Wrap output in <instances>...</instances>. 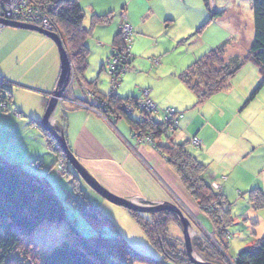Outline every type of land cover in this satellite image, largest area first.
Instances as JSON below:
<instances>
[{"label":"crops","instance_id":"1","mask_svg":"<svg viewBox=\"0 0 264 264\" xmlns=\"http://www.w3.org/2000/svg\"><path fill=\"white\" fill-rule=\"evenodd\" d=\"M223 1L225 4L219 0H212L213 4L217 5L214 13L222 11L221 15L213 21H210L211 5L207 3L208 1L205 3L204 0H79V4L84 11L85 19L86 10H89L92 15L112 16L110 17L111 21H113L112 25H116L112 38L111 30L113 32V28L106 31V27H103L109 21L106 24L97 25L102 28L97 29V26H95L91 30L98 34V38L94 40V43L102 53L109 47L110 43L111 48L114 45L122 19L123 21L126 20L132 27L134 46L131 47L127 66V69L132 72L135 69L132 66L133 48L142 53L143 50L151 47V39L152 41L157 40L159 43L157 44L159 46V49H157L159 53L157 54L167 52L172 46L171 43L165 45L167 36H174L173 41L178 40L192 33L204 23H209L210 25L214 21H220L224 18L228 0ZM233 1L237 2V0ZM116 13H119L121 17L115 16ZM85 19L83 22L84 27L90 28L91 25L85 24ZM209 25L206 27V31L202 35L200 34L199 38L195 37L197 41H200L201 37L206 35ZM3 30L0 33V62L2 61V53H9L8 56L5 55L3 61L13 55L9 61L16 62L21 71L10 73L0 65V77H3L8 82L13 94L20 95L16 102L12 100L9 107L17 110L21 117L24 115L25 119L23 120L10 112H2L0 110V120L6 122L7 126L16 129L17 133V130H20L21 127L19 123H24L27 120L26 118H31L30 124L33 121H41L49 102V95L55 90L60 77V59L58 49L48 37L33 31H20L21 29ZM106 33H108L106 39L99 38ZM89 40L88 38L86 44L91 53L90 48L95 47V45H91ZM101 41L105 43L103 45L105 49L101 48L99 44ZM101 61L103 60L101 59ZM159 61L160 59H158V63ZM151 63L153 64V62ZM169 71L174 76L179 73V70ZM238 74L236 75L238 76ZM254 74H256L255 71ZM236 75L234 76L235 79H233L237 81L240 78ZM261 78L260 75L250 78L246 77L237 81V84L235 83L236 81L233 83L231 81V88L229 87L227 90L221 91L200 103L206 106L210 104L212 108L215 106L214 110L216 112L213 113L221 120L225 117L224 124L220 126L221 130L219 132L226 133L223 135L228 138L220 146V164L222 166L220 169H213L207 162L209 157L212 161L213 146L212 140L207 133L210 129L208 117L204 113L205 119H200L196 125L191 122L188 123V126L193 127V133H195L193 135L199 137L201 141V154L197 158L208 166L213 186L218 185L221 193L225 197L228 196L226 197L228 204L232 202L229 196L233 194L238 193L239 196H247L250 191L260 189L264 195V86L254 100L246 105L242 104L246 103ZM83 81L84 83L77 80L73 81L71 90L67 92L66 100L57 107L49 123L50 126L54 125V123L58 125L59 122L63 121L66 114L67 123L65 131H63L68 146L82 166L115 195L128 200L141 197L152 203L177 201L183 208L192 213L193 219L197 222L200 221V216L206 218L184 189L165 158L155 148L149 144H144L133 133L130 124L127 121L129 126L124 123L125 119L118 118L113 114L104 117L91 109L92 103L97 104L99 96H105L112 91L110 90L108 93L102 92L98 89V82L88 80L86 75ZM237 85L242 86L239 88ZM116 90L115 93H118L117 95L125 93V89L123 92L118 90L116 92ZM144 90L149 91V98L154 103L157 104L158 102L160 105H164L155 97L152 89L145 88ZM90 91L92 96L96 94L91 99L89 98ZM150 91L152 92L151 94ZM230 96H234L236 101L233 100L230 103L228 101ZM26 97L29 98V103L24 101ZM213 100H215V103H212ZM191 103L192 100H188V102L183 104L189 106ZM157 107L159 108V104H157ZM204 108L205 106L201 110L203 111ZM180 109L182 108L180 107ZM176 111L179 114H183L178 110ZM226 120L227 122L225 123ZM181 122L184 123V121L178 120L179 126H181ZM41 132L42 134H38L44 138L45 135L42 130ZM213 132L218 133L216 130ZM173 134L174 136L171 138L175 142H180L184 138L183 132L178 133L175 130ZM230 136L237 137L240 141L236 142ZM46 149H48L47 143L44 146V150L47 153L44 155V152L33 147L28 158L31 161L45 158L47 154L50 155ZM0 153L5 155L10 161L19 162L11 159L9 156L10 152L1 145ZM248 158H251V161L246 165L243 160ZM247 201L249 205L247 204V207L244 206L242 209L243 213L246 212L245 219L250 220L252 223L248 243L251 241L253 243L254 240L264 237V203L261 209H255L250 197L249 199L247 198ZM87 202L91 204L88 200ZM92 206L98 208L95 205ZM135 226L129 235L124 236L125 240L134 247L145 243L142 238H146L142 230L136 224ZM203 226V231L216 235L213 225L206 226L204 224ZM134 230L139 233L137 235L132 234ZM57 239L53 240V242ZM145 249L144 253L150 255L147 245Z\"/></svg>","mask_w":264,"mask_h":264},{"label":"trees","instance_id":"2","mask_svg":"<svg viewBox=\"0 0 264 264\" xmlns=\"http://www.w3.org/2000/svg\"><path fill=\"white\" fill-rule=\"evenodd\" d=\"M39 1H42L54 24L55 33L61 37L70 56L74 80L84 83L90 55L86 42L92 33V28L99 24H106L110 20V15H93L90 28H86L83 24L85 15L79 0ZM252 6L254 38L247 56L226 57L228 42H223L203 54L179 74L180 80L197 97V104L227 90L234 76L247 62H252L259 67L262 78L245 105L254 100L263 88L264 0H252ZM219 15L221 14L210 12V21ZM207 24L198 27L196 35L200 34ZM118 38L119 31L114 44L117 43ZM0 99L10 101L9 105L12 103L11 87L3 77H0ZM98 99L106 103V116L113 114L125 119L133 133L151 134L153 147L165 158L199 210L208 219L211 218L217 238L229 236L227 227L232 217L227 208L226 197L213 186L208 166L198 160L188 149V144L177 143L168 135L169 124L157 120L153 114L144 112H141L138 120L134 119L133 114L126 112L125 106L137 107L141 99L135 96L123 98L115 92H110L105 96H99ZM33 122L37 123L43 131L48 150L57 158L62 157L67 172H71L75 179L78 178V174L67 162L53 135L41 126L40 121ZM66 123L65 114L63 121L58 123L59 128L65 131ZM176 129L177 126L172 127V132ZM163 137L167 139L164 141ZM62 165H64L62 162L58 163L60 172ZM47 182V179L35 175L21 163L10 161L0 153V264H30L29 262L32 261L30 258L35 259L36 262L41 259L37 250L36 231L50 225L60 226L62 231L58 239L56 238L57 240L48 248L45 258L41 259V262L39 260L40 264H163L165 261L174 264H191L186 251L180 248L183 244H177L176 240L167 236L169 225L180 222L174 213L164 211L159 214L153 213L148 217L138 212L128 211L159 255L151 257L132 248L109 217L89 204L85 194L78 191L79 197L75 198L77 206L91 227L88 232L92 236H84L76 226V221L69 219L63 201ZM249 194L254 208L261 209L264 203L262 191L255 189ZM204 237L206 239L204 248L200 243L194 245L196 251L204 256V261L228 264L224 258L227 246L223 249L220 243L221 250L212 240ZM226 240L225 244L228 245V238ZM31 245L34 246L29 249ZM233 260V264H264V237L254 240L251 246L241 250Z\"/></svg>","mask_w":264,"mask_h":264},{"label":"rangeland","instance_id":"3","mask_svg":"<svg viewBox=\"0 0 264 264\" xmlns=\"http://www.w3.org/2000/svg\"><path fill=\"white\" fill-rule=\"evenodd\" d=\"M210 5L211 9L210 11L215 12L216 11V4H213L212 0H207ZM224 3L223 0H219ZM206 3V0H204ZM233 0H228L226 4V13L224 15V18H222L220 21H214L212 24L209 25V28L207 30V33L205 36L201 37L200 41H197L195 37L202 35L206 30V27L204 30L196 35V30L193 31L192 33L181 37L178 40H172L174 36H167L166 37V42L165 45H168L171 43V47L167 52H163L161 54L157 49H159V46L157 44L158 41L154 40L150 41L152 42L151 47H149L147 50H143L142 53H139L136 51V49L133 48L132 51V66L135 67V69L130 72V69H127L128 64L124 68V73L120 76V79L118 80L120 84H117V86L114 88V84L112 83L113 80L111 78V75L109 73V65L110 62L112 61V48H111V43L107 49L103 47L105 44L103 41H101L100 46L101 48L105 49V51L102 53L100 52L99 48L95 45L94 40L98 38V34L94 33L92 31L89 41L91 45H95V47H91V53H90V58L89 59V68L86 72V77L90 81H96L98 82V89L101 90L102 92H109L110 90L112 92H115L117 89L118 91H124L125 93L120 95V96H135L141 99L143 97V100H145V95H144V89L145 88H150L153 90L155 97L160 100L161 104H159V113H154V117L157 120L164 121L163 120V112L164 109H169V108H178L179 112L183 113L180 114L178 117V120L184 121V123L181 122V126H177L176 131L179 133H184L183 139H181L180 142L181 144H188L187 147L188 149L196 156L199 158L201 154V147H195L190 143V138L195 135L193 133V127L188 126V123L191 122L192 124L196 125L200 119H205V115L209 119V125L210 129L208 130L209 138L212 140V161L210 157L207 159L209 164L213 169H220L222 166L220 164L221 162V149L220 146L224 142L225 139L228 137L223 135L226 133H220L219 131L221 130L220 126L224 124V118L222 120L216 116L215 106L212 108L210 104L208 106L206 105H197V97L195 96L194 92H192L187 85L182 82L179 78V73L181 71H184L188 66H190L192 63H194L198 58H200L203 54L207 53L208 51L212 50L213 48L219 46L223 42H228V47L226 48V57H231V56H240V57H245L248 55L251 44L253 42L254 38V14H253V6H252V0H237V2H234ZM225 4V3H224ZM230 4V5H229ZM207 6V5H206ZM209 11V9L207 8ZM222 11H219L218 13H221ZM92 13H90L89 10H86V19H85V24L90 26L91 25V17ZM115 16L121 17L119 13H116ZM112 17V16H110ZM112 19L110 18L109 22L103 26L106 27V31L110 30L113 28V32L111 30V38L114 35L116 25H112L111 21ZM122 19V23H123ZM121 23V25H122ZM205 24V23H204ZM120 25V26H121ZM203 25V24H202ZM201 26V25H200ZM199 26V27H200ZM102 28L101 26H97V29ZM11 29L10 27L4 28V30ZM120 29V27H119ZM118 29V31H119ZM3 30V31H4ZM15 30V28H14ZM95 30V29H94ZM19 31V30H17ZM22 31V30H20ZM119 34V38L116 44L122 45V35ZM193 35V36H192ZM108 37V33L102 34L99 38L106 39ZM189 39V40H188ZM131 43H130V51L131 47L134 46V33H132L131 36ZM203 40V41H202ZM54 43V42H53ZM56 49L57 46L54 43ZM163 46V45H162ZM102 51V49H101ZM9 53H2L1 55V62L0 65L7 70V72L10 73H16L20 72V68L16 65V62H10L9 59L11 60L13 55L9 57V59H6L5 61V55L8 56ZM59 55V53H58ZM101 59L103 61H101ZM158 59H160L158 63ZM153 62V64L151 63ZM161 62V63H160ZM104 64V67H103ZM156 64V65H155ZM156 66H158L156 68ZM169 70H179V73L176 74L175 76L172 75V73ZM254 71L256 74H254ZM240 72V71H239ZM238 72V73H239ZM159 73V74H158ZM165 73V74H163ZM237 73V74H238ZM24 74V73H22ZM157 74V75H156ZM259 76L261 78V73L260 69L257 65L253 64L252 62H247L246 65L244 66L243 70L238 74L237 77H239V80H243L246 77L250 78L252 76ZM245 76V77H244ZM244 77V78H242ZM235 79V78H234ZM232 80V83L236 80ZM237 81L235 82L237 84ZM260 82V81H259ZM258 82V83H259ZM119 86V87H118ZM232 86V84H231ZM242 85H237V87H241ZM231 88V87H230ZM70 90V89H69ZM116 90V92H117ZM69 92V91H68ZM127 92V93H126ZM152 92L150 91V94ZM118 94V93H117ZM67 95V93H66ZM91 95V96H90ZM89 98L95 97L92 96V92L90 91ZM20 98V95H15L12 93V100L15 102ZM29 98L26 97L24 101L29 103ZM261 99V98H259ZM98 103H104L103 101L101 102L100 99H98ZM188 100H192V103L188 106L183 103L188 102ZM236 101V98L234 96H230L229 102L231 103L232 101ZM215 100H213L212 103ZM10 101L6 99H0V110L2 112H10L14 114L15 116L22 118L23 120L25 119L24 115L21 117L20 113H17L16 111H13L8 105ZM97 104L92 103L91 109L94 110L96 113L107 117V110H103L101 105L96 107ZM106 104V103H105ZM156 104V103H155ZM156 104V105H157ZM169 104V105H167ZM245 104V103H242ZM167 105V106H166ZM131 106V105H130ZM204 110L202 111V107H204ZM180 107L182 109H180ZM133 115L132 117L136 120H138L141 117V111L139 108L134 107ZM1 113V112H0ZM190 116V119H189ZM227 117H229L227 115ZM120 118V117H119ZM185 118V119H184ZM27 120L24 123H19L20 130L7 126L6 122L3 120H0V145L4 147L9 153V156L11 159L19 161L24 168L29 169V171H32L35 175L47 179L48 185L58 194L60 199L63 201L67 215L71 221H76V226L80 230V232L84 236H92L89 235L88 230L91 228L90 224L86 221L85 217L82 214V211L79 209L77 206V202L75 198L79 197L78 191H82L85 196L88 198L87 200L92 204L97 206L102 213H104L106 216L109 217V219L112 221V224H114L115 228H117L123 236L129 235L130 232L133 230V227H136L135 224L141 229V227L137 224L135 219L132 217V215L128 212L130 210L125 209L124 207L115 205L99 194H97L93 189H91L81 178L80 176L78 178H74L71 174V172H67L66 165L62 157H58L49 151L47 157L41 158L40 160H34L31 161L28 157L30 156V152L32 151L33 147L41 150L44 152L43 154L45 155L47 152L44 150V146L46 145V138L42 135H39L38 133L42 134L40 128L37 127V123H31L30 124V119L31 118H26ZM189 119V120H188ZM166 123L169 124L170 126V131L168 132L169 136H174L172 132V123L170 120L165 121ZM227 120L225 121V123ZM124 123L127 124L126 120H124ZM128 125V124H127ZM58 125H52L51 127H55ZM129 126V125H128ZM59 127V126H58ZM184 127H186L184 129ZM188 127V128H187ZM216 130L218 133H214L213 131ZM47 131V130H46ZM206 131V130H205ZM48 132V131H47ZM192 132V133H191ZM137 136L139 133L134 132ZM147 134V133H146ZM150 134V133H149ZM194 134V135H193ZM192 135V136H191ZM199 135V133H198ZM188 137V139H187ZM140 140L142 141L141 137ZM199 138V137H198ZM234 141H240L239 138L230 136ZM167 137H163V140L165 141ZM200 139V138H199ZM56 140V139H55ZM43 148V149H42ZM48 148V147H47ZM154 148V147H153ZM51 157V158H50ZM204 159V158H200ZM251 161V158L244 159L243 163L244 164H249ZM41 162V166H39V163ZM58 162H62L64 165V168H61V172L58 170ZM170 167V166H169ZM171 168V167H170ZM172 169V168H171ZM173 170V169H172ZM73 171V170H72ZM174 172V171H173ZM74 173V172H73ZM175 173V172H174ZM66 174V175H64ZM71 174V175H70ZM180 181V180H179ZM100 183V182H99ZM181 183V182H180ZM101 184V183H100ZM102 185V184H101ZM103 186V185H102ZM104 187V186H103ZM106 188V187H105ZM220 189V188H219ZM108 190V189H107ZM114 194V193H113ZM118 196V195H117ZM121 197V196H119ZM191 197V196H190ZM228 197V196H226ZM250 194L247 193V196H239V194H233L229 196L230 200L232 201L230 204H228V209L230 211L231 215V223L229 224L228 228V233L229 236L217 238L219 243H222L223 249L227 246V249L225 250L224 253V258L226 259V262L228 264H233V259L235 256L244 248H247L251 246L252 241L248 243V238L251 235V221L246 220V212L243 213V207H247L246 205L248 204L247 198L249 199ZM123 198V197H121ZM192 198V197H191ZM141 200L143 198L141 197H136L130 201L135 203L136 205L140 206H154L158 205L161 203H152V204H147L143 203ZM139 201V202H138ZM147 201V200H146ZM149 202V201H147ZM172 203L176 204L180 209L184 212V214L191 220V228L189 229V232H194L191 236V242H192V247H193V252L195 255H197L198 258H200L202 261H204V256L199 254L196 249L194 248V245L196 246L197 243H200L202 247L204 248V239L206 236L207 239H210L213 241V238L215 236L210 233H206L205 231L202 230V226L205 224L206 226L208 225H213L211 222V218L208 219L202 218L200 216V221H196L193 219L192 213L183 208L179 203L173 202ZM249 205V204H248ZM134 212V211H133ZM161 213V212H160ZM143 214L144 216L150 217V214L148 213H140ZM154 214H159V213H154ZM202 215L205 216L204 213ZM203 216V217H204ZM180 224V225H179ZM171 223L168 227V234L167 236L170 237L171 239H174L177 241V244H183V247L181 246L180 248L184 249L185 248V241H184V235H183V229L181 226V223ZM202 225V226H201ZM60 226H44L42 228H39L36 233H37V250L40 253L41 259H44L46 256V252L48 248L54 243L53 240L59 237L61 228ZM204 227V226H203ZM142 230V229H141ZM143 232V230H142ZM139 232L137 230H134L132 234L137 235ZM144 233V232H143ZM145 235V233H144ZM51 236V237H50ZM146 238L144 239L148 251H150V255L147 253H144V250H146V245L143 243L142 245L138 246H132L135 250L141 252L144 255H148L151 257L154 256H159L156 250L151 246L149 240L147 241V236L145 235ZM226 238H228V245L225 244L227 242ZM215 245L216 242H214ZM130 244V243H129ZM134 244V243H133ZM150 245V246H149ZM34 245H31L29 249H31ZM219 249L222 250L220 247ZM36 250V248H34ZM187 254V253H186ZM154 255V256H152ZM188 257V255H187ZM189 258V257H188ZM41 259L40 262H41ZM29 263L30 264H40L39 260L36 262L35 259L30 258ZM190 260V258H189ZM191 263V262H190ZM137 264H142V263H137ZM163 264H174L173 262L170 261H165ZM192 264V263H191Z\"/></svg>","mask_w":264,"mask_h":264},{"label":"water","instance_id":"4","mask_svg":"<svg viewBox=\"0 0 264 264\" xmlns=\"http://www.w3.org/2000/svg\"><path fill=\"white\" fill-rule=\"evenodd\" d=\"M0 23H2L4 27L37 32L39 34H42L48 37L56 44L58 53H59V59H60V77H59L55 90L49 95V102H48L45 113L40 123H41V126L45 130H47L49 133H51L53 137L56 139V141L58 142L59 146L61 147L65 155L67 162L75 170L78 176H80V178L97 194H99L100 196L108 200L109 202L115 205L124 207L127 210L138 212V213H148V214L160 213L164 211H169V212L174 213L178 217L181 223L182 229H183L186 253L188 257L190 258V262L192 264H215L211 262L202 261L200 258H197L195 256L193 252L192 242H191L192 239H191L190 232H189V229L191 228V223H190L191 220L184 214V212L180 209V207H178L176 204L171 203V202H163L158 205L143 207L140 205H136L135 203H133L132 201L128 199L121 198L111 193L109 190L103 187L82 166L80 161L77 159L74 153L70 150L64 131L58 126H55L53 128L50 126L49 123H50L52 116L55 114L57 107L66 100V93L69 91V89L72 88V83L75 79L72 73V65H71L70 56L64 46V43L61 37L55 32L46 31L34 25L20 24V23H15L11 21H4L1 19H0Z\"/></svg>","mask_w":264,"mask_h":264},{"label":"built area","instance_id":"5","mask_svg":"<svg viewBox=\"0 0 264 264\" xmlns=\"http://www.w3.org/2000/svg\"><path fill=\"white\" fill-rule=\"evenodd\" d=\"M41 2L42 1L39 0H0V19L20 24L34 25L46 31L55 32L54 24L52 23ZM4 28V25L0 23V33ZM119 34L122 35L121 39L123 44L113 45L112 61L109 65V73L113 80L112 83L114 84V88L117 86V84H119L118 80L120 79L122 73H124V68L129 62L132 27L126 22V20L120 26ZM144 95L145 100L141 99L137 107L144 113L153 115L154 113H159L157 105L149 98L148 90H144ZM99 105L104 107L102 108L103 110H107L105 108V103H98L96 107L98 108ZM125 110L129 114H133L134 108L133 106L126 105ZM178 116L179 115L177 114L176 110L173 108L166 109L163 112V120H170L172 127L178 126ZM138 137H141L144 144H149L153 147L151 134L139 133ZM190 143L195 147H200L201 145V141L197 136L192 137L190 139ZM61 168H64L63 165ZM214 187L216 189L220 188L218 185H214ZM141 201L143 203H147L148 205L152 204L151 202H147L145 199Z\"/></svg>","mask_w":264,"mask_h":264},{"label":"flooded vegetation","instance_id":"6","mask_svg":"<svg viewBox=\"0 0 264 264\" xmlns=\"http://www.w3.org/2000/svg\"><path fill=\"white\" fill-rule=\"evenodd\" d=\"M71 90V89H70ZM172 203V202H171ZM213 241L216 242V246L220 248V243H218L217 238H213Z\"/></svg>","mask_w":264,"mask_h":264},{"label":"bare ground","instance_id":"7","mask_svg":"<svg viewBox=\"0 0 264 264\" xmlns=\"http://www.w3.org/2000/svg\"><path fill=\"white\" fill-rule=\"evenodd\" d=\"M191 233V235L194 233V232H190ZM196 257H197V255H195ZM198 258V257H197Z\"/></svg>","mask_w":264,"mask_h":264}]
</instances>
